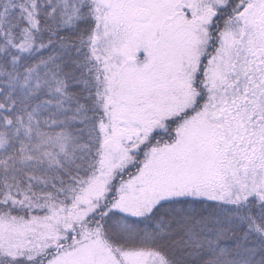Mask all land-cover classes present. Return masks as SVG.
<instances>
[{"label": "snow or ice", "instance_id": "6c2138e0", "mask_svg": "<svg viewBox=\"0 0 264 264\" xmlns=\"http://www.w3.org/2000/svg\"><path fill=\"white\" fill-rule=\"evenodd\" d=\"M0 264H264V0H0Z\"/></svg>", "mask_w": 264, "mask_h": 264}]
</instances>
